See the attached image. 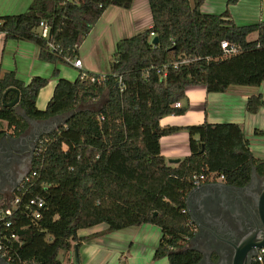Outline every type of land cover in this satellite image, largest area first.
Wrapping results in <instances>:
<instances>
[{
	"label": "trees",
	"instance_id": "16d2710c",
	"mask_svg": "<svg viewBox=\"0 0 264 264\" xmlns=\"http://www.w3.org/2000/svg\"><path fill=\"white\" fill-rule=\"evenodd\" d=\"M133 1L32 0L23 12L1 15L0 31L8 39L32 41L43 61L66 62V57L77 58L79 46L108 7L130 9ZM147 1L151 26L116 42L109 73L80 69L71 81L59 77L55 67L57 83L42 110L35 102L47 78L33 76L26 83L13 70L0 73V136L5 125L14 137L28 128L15 107L3 105L17 96L18 108L33 120L72 112L39 137L27 179L12 196L22 203L41 198L40 217L34 219L21 203L7 217L8 227L0 223V240L8 244L12 264H64L61 251L71 255L75 245L80 251L84 237L78 230L99 223L108 231L155 225L161 236L153 259L195 264L201 254L185 247L194 234L185 202L195 187L192 176L215 172L227 184L244 186L252 166L264 175V159L253 156L238 123L159 124L166 115L185 113L187 106L174 104L185 98L187 87L202 86L210 93L263 82L264 19L236 24L228 8L202 12L204 0ZM237 1L227 0V5ZM42 23L49 27L47 38L38 33ZM151 33L157 36L154 44ZM251 33L256 37L248 40ZM222 41L235 44L238 52L223 56ZM102 96L97 107L82 106H93ZM263 104L261 94H252L245 109L254 114ZM179 130L188 134L189 154L170 165L159 139ZM252 264H264V255Z\"/></svg>",
	"mask_w": 264,
	"mask_h": 264
},
{
	"label": "crops",
	"instance_id": "0c3cea01",
	"mask_svg": "<svg viewBox=\"0 0 264 264\" xmlns=\"http://www.w3.org/2000/svg\"><path fill=\"white\" fill-rule=\"evenodd\" d=\"M31 1L0 0V16L23 12ZM225 5L226 0H204L200 10L205 13H220L228 8L234 22L240 25L264 19V0H238L233 5ZM150 26L151 14L147 0H134L130 9L108 7L78 48L77 58L81 60V70L103 76L109 73L110 58L107 59L108 66L104 68H100L97 63L100 58L98 44L102 39H109V46L106 45V40L102 41V44L108 49L106 52L112 54L120 38L131 36ZM128 29L136 31L125 35ZM94 33L97 36H94ZM91 36L96 39L86 53L83 51V45ZM96 54L98 56L94 57ZM55 67L59 70V77L71 81L77 77L80 70L67 62L55 64L43 61L39 59L38 47L32 41L8 39L0 31V73L13 70L16 76L26 83L33 76L48 79L47 84L37 94L35 104L38 109L45 108L53 93L58 79L52 75ZM252 94H261L264 100V81L257 86L232 85L224 92L210 93L202 86H190L185 90V98L180 100L181 106H187L185 113L166 115L159 120V124L183 127L200 124L205 120L211 123L235 122L242 127L253 156L264 159V104L256 113H248L245 102ZM29 128L28 124L27 130ZM4 130L13 136L11 128L5 125ZM159 145L161 155L170 165L176 163H169V160L180 161L189 154V138L185 130L162 136ZM211 182L213 181H205L201 185ZM14 192L15 190L12 192L10 189H0V208L9 203ZM78 235L84 237L78 252L80 264H169L166 257L153 259L161 231L149 223L116 231H108L105 223H99L79 229ZM74 247L71 255L63 251L59 253L64 264L74 263Z\"/></svg>",
	"mask_w": 264,
	"mask_h": 264
},
{
	"label": "flooded vegetation",
	"instance_id": "af4514ba",
	"mask_svg": "<svg viewBox=\"0 0 264 264\" xmlns=\"http://www.w3.org/2000/svg\"><path fill=\"white\" fill-rule=\"evenodd\" d=\"M36 142L35 134L27 132L25 138L15 148L14 165H11L13 166L12 174L6 169L9 162L0 161L2 169L0 189H10L29 170ZM4 144V139H2L0 146ZM214 182H222L224 185L205 187L193 193L190 198V210L198 224L192 223L194 234L185 247L201 251V257L195 264H232L234 245H238L244 234L242 214L244 213L245 191L241 186L227 184L223 180ZM255 188H257L256 185L251 187L248 193H253ZM251 213L248 225L253 230L259 226V220L255 212ZM254 254V250H248L246 253L245 258L250 264H252ZM0 264L12 263L0 256Z\"/></svg>",
	"mask_w": 264,
	"mask_h": 264
},
{
	"label": "water",
	"instance_id": "95a60500",
	"mask_svg": "<svg viewBox=\"0 0 264 264\" xmlns=\"http://www.w3.org/2000/svg\"><path fill=\"white\" fill-rule=\"evenodd\" d=\"M151 42L153 44L156 43L157 36H154ZM17 102H18V96L10 102H4L3 105L8 107H15L16 112L26 120V122L30 125V128L26 130L23 134L16 137L11 136L7 132H3L2 135L0 136V141L4 139L5 142L4 146H0V161L4 160L9 162L7 165L8 168L6 169L8 173L11 174L13 173L12 172L13 166L11 165H14L13 159H14V155H16L15 148L21 143L23 138H25L26 133L27 132L34 133L35 139L38 140L42 134L50 133L52 130L56 129L58 125L63 124L72 113L70 112L69 114L67 113L62 115H56L42 120H33L28 118L25 115L24 111L18 108ZM177 162L178 160H169V163H177ZM1 170L2 169L0 168V172ZM29 170L21 177L20 180L17 181V183L13 187L10 188L12 192L15 189H17V187L22 183L24 178L29 173ZM222 185H224V183L222 182H211L196 186L187 193L185 200L186 210L190 216L191 223L198 224V222L195 221V219L193 218L190 210L191 195L195 192H199L201 189L208 186H222ZM255 185L257 186V188H255V191L253 193L249 194L248 190L251 187H254ZM241 188L245 191L244 193L245 200L243 201L244 213L242 214V220H243L242 227L244 229V234L241 240L239 241L238 245H234L232 264H250L249 262H247L245 258L248 250H254L256 253L258 249L264 248V175H259L255 167L252 166L250 179L248 183L245 184L244 186H241ZM4 189L5 188H2L1 190ZM251 212H255L259 220V226H257L253 230L250 229L248 225L249 216L251 217L252 215ZM190 249H194L199 253L201 252L199 249L196 248H190ZM74 252H75L76 264H79V255H78L77 246L74 247Z\"/></svg>",
	"mask_w": 264,
	"mask_h": 264
},
{
	"label": "built area",
	"instance_id": "2783aa9c",
	"mask_svg": "<svg viewBox=\"0 0 264 264\" xmlns=\"http://www.w3.org/2000/svg\"><path fill=\"white\" fill-rule=\"evenodd\" d=\"M38 33L40 34L41 37L43 38H47L48 37V33H49V27L46 23H42L39 27H38ZM154 36V33H151V37ZM47 45L50 49H55V45L51 42L48 41ZM221 48L223 50V56H230L232 54H235L238 52V47L235 44H231L228 43L227 41H222L221 42ZM66 62L71 64L72 66L81 69V60L79 58H65ZM177 63H175L174 65L176 66ZM166 66L163 65L162 69H164ZM160 70L158 69V72ZM162 74H165L164 72H161ZM91 80H94V78H91ZM120 81V78H119ZM175 107H181V102L178 101L174 104ZM28 175V174H27ZM27 179V176L24 178ZM223 180V176L222 175H217L215 172H211L208 175L204 174V173H200V174H194L192 176V181H193V185L194 186H198L200 185L202 182L205 181H221ZM21 198L18 196H14L11 198V200L9 201L8 204L4 205L3 207L0 208V223H4L6 227H8L10 225V221L7 220L8 216H11L13 211L15 209H17L20 205H21ZM23 207L30 211L33 218H39V208L43 207L44 202L41 198L39 197H32L29 198L28 200L26 199L23 203H22ZM12 239H16V235L11 234L10 236ZM263 255H264V248H260L257 250V252L255 253V255L253 256V262H261L263 259ZM0 256L5 257L7 260H11V254L9 252L8 249V244H6L4 241L0 240Z\"/></svg>",
	"mask_w": 264,
	"mask_h": 264
},
{
	"label": "rangeland",
	"instance_id": "374dc122",
	"mask_svg": "<svg viewBox=\"0 0 264 264\" xmlns=\"http://www.w3.org/2000/svg\"><path fill=\"white\" fill-rule=\"evenodd\" d=\"M236 3V2H235ZM235 3H233V4H235ZM233 4H229V5H233ZM225 6H228L227 5V0H226V5ZM120 8V7H119ZM131 14L133 13V12H130ZM134 31H136V30H130V29H128L127 30V32H126V34L125 35H129V34H131L132 32H134ZM96 34L94 33V36H95ZM94 36H91L89 39H88V41H86V43H84V45H83V51L84 52H86L87 53V51H88V48H90L92 45H90L91 43H93L94 42V40L96 39ZM97 36V35H96ZM256 37V33H251L248 37H247V39L248 40H252V39H254ZM106 40V45L107 46H109V43H110V41H109V39L108 38H106L105 39ZM104 39H102V41H105ZM102 41H101V43H99L98 44V50H99V52H100V58H99V62H97V63H99V65H100V68H104L105 66H108L107 65V59L108 58H111V54H109L108 52H106V50H108V49H106L104 46H103V44H102ZM99 54V53H98ZM98 54H96V55H94V57H96V56H98ZM91 59H93V60H97V59H94L93 57H91ZM103 99H104V96H102L100 99H99V101H98V103H96V104H94L93 106H90L89 104H87V105H85V104H83L82 106L83 107H97L98 105H100V103L103 101ZM4 128H5V126H4ZM129 254L131 253V252H128ZM162 258V257H161ZM161 258H159V259H161ZM163 258H165V257H163ZM167 262V261H166ZM73 264H76V261H74V263ZM79 264H80V260H79ZM124 264H127V262H125ZM167 264V263H166Z\"/></svg>",
	"mask_w": 264,
	"mask_h": 264
}]
</instances>
